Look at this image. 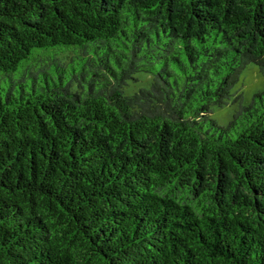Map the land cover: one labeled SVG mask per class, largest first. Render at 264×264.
<instances>
[{"label": "trees", "instance_id": "obj_1", "mask_svg": "<svg viewBox=\"0 0 264 264\" xmlns=\"http://www.w3.org/2000/svg\"><path fill=\"white\" fill-rule=\"evenodd\" d=\"M251 64L264 0H0V264H264Z\"/></svg>", "mask_w": 264, "mask_h": 264}, {"label": "rangeland", "instance_id": "obj_2", "mask_svg": "<svg viewBox=\"0 0 264 264\" xmlns=\"http://www.w3.org/2000/svg\"><path fill=\"white\" fill-rule=\"evenodd\" d=\"M135 78L137 81H130L125 88V95L132 96L140 89L150 87L152 81L151 75L137 74ZM262 90H264V75L256 65L251 64L243 71L239 83L233 89L232 98L223 107H214L211 118L219 126H227L238 110L239 103L244 106L250 104L253 96Z\"/></svg>", "mask_w": 264, "mask_h": 264}]
</instances>
